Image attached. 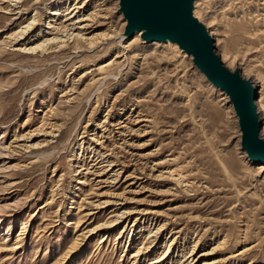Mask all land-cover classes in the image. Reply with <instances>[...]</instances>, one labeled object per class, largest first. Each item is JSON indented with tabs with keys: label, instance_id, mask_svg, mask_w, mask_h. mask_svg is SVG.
<instances>
[{
	"label": "rangeland",
	"instance_id": "obj_1",
	"mask_svg": "<svg viewBox=\"0 0 264 264\" xmlns=\"http://www.w3.org/2000/svg\"><path fill=\"white\" fill-rule=\"evenodd\" d=\"M195 1L223 64L257 86L264 139V0ZM78 14L111 36L14 49L75 34ZM123 27L117 0H0V264H264V164L227 97L177 45Z\"/></svg>",
	"mask_w": 264,
	"mask_h": 264
},
{
	"label": "water",
	"instance_id": "obj_2",
	"mask_svg": "<svg viewBox=\"0 0 264 264\" xmlns=\"http://www.w3.org/2000/svg\"><path fill=\"white\" fill-rule=\"evenodd\" d=\"M195 0H117V11L124 20L123 34L152 41L175 43L190 57L192 65L213 87L219 89L236 117L239 148L247 159L264 164V139L255 109L257 86L229 70L215 53L213 39L203 23L193 15Z\"/></svg>",
	"mask_w": 264,
	"mask_h": 264
},
{
	"label": "bare ground",
	"instance_id": "obj_3",
	"mask_svg": "<svg viewBox=\"0 0 264 264\" xmlns=\"http://www.w3.org/2000/svg\"><path fill=\"white\" fill-rule=\"evenodd\" d=\"M196 2V1H195ZM195 4V3H194ZM83 7V2L82 3H79V2H76V3H74V5H72V7H71V10L68 12V16H67V18H65L64 19V21L65 20H69V19H71L72 17H74L77 13H79V11L81 10V8ZM56 14H59V12L57 11V10H53L52 12H51V15H56ZM193 15H194V10H193ZM195 16V15H194ZM196 17V16H195ZM74 22H75V24H72V26H74L75 25V28L77 29V32L74 34L73 33V31H71V32H69V29H67L66 27H64V30H63V32H64V35H62L63 36V38L62 37H56V36H52V37H44L41 41H39L38 43H36L35 45H29V46H26V45H22V46H14V45H12V46H14V49H16V50H19V51H23V52H31L32 50H34V49H41V50H43V51H47V50H49V49H52V47H53V45L54 44H56V43H62V45H61V47L62 46H64V44L66 43V42H68V40L69 39H72V37H76L79 41H81V42H83V43H85L86 45H88V46H90V47H92V46H94L96 43H98L99 41H100V39L102 40L104 37H110L111 35H109V34H102V35H95V36H85L86 34H87V31L91 28V23L92 22H90V20H89V18L86 16H82V15H80L79 16V14L77 15V17L74 19ZM34 23V19H32V21L31 22H29L26 26H23V27H25L24 29H22V30H18L17 32H15V33H13V34H10V35H8V36H6V37H9V38H11L12 36H14V39L12 40V42H14V44H15V41H20V39H23L24 38V36L29 32V30L32 28V24ZM204 25V24H203ZM46 27H52L51 25H47ZM204 27L206 28V26L204 25ZM206 30H207V28H206ZM208 31V30H207ZM135 34H137L138 35V33H135ZM12 39V38H11ZM153 42V44H155V45H157V46H160V45H164V43H170V42H168V41H166V42H159V41H152ZM100 43V42H99ZM170 44H172V45H176L175 43H170ZM38 51V50H37ZM122 51V50H121ZM216 54L218 55V57L220 58V60L222 61L223 59H224V57H225V54H224V51L223 50H221V49H219L218 51L216 50ZM116 57L117 56H119V53L118 54H116L115 55ZM258 96V95H257ZM256 96V98H258ZM255 98V99H256ZM255 105H256V100H255ZM14 140V139H13ZM13 140H12V142H13ZM21 139H19V140H17V141H20ZM12 145V144H11ZM22 146H24V145H22ZM22 146H20V145H18V142H17V144H15V146H13V148H14V150H18V149H21V147ZM12 150V149H11ZM105 158V157H104ZM103 158V159H104ZM101 162H103V161H98V162H96L95 164H93V166L92 167H94L96 164H99V163H101ZM261 164V163H260ZM91 167V168H92ZM99 173V172H98ZM92 212H89V214H91ZM108 223V222H107ZM111 223H113V222H110V223H108V224H111ZM103 224V223H102ZM104 225H106V223L105 224H103V226ZM102 226V227H103ZM97 227V226H96ZM105 227V226H104ZM97 228H99V227H97ZM96 228V229H97ZM93 229V228H92ZM91 229V230H92ZM159 229V228H158ZM91 232V231H90ZM88 235V234H87ZM17 247H19V246H15L14 248L16 249ZM214 248H212V250H213ZM14 250V249H13ZM138 252L139 251H137V252H135V253H133L132 254V256L131 257H133V258H135V257H137V255H138ZM209 253H211L210 251L209 252H206L205 254H209ZM204 254V253H203ZM191 255V254H190ZM191 256H193V255H191ZM166 257V253L165 252H163L162 254H161V256H160V258L159 259H157L156 261H154V262H159V261H162L163 259H166L165 258ZM194 260V258H191V260H190V262L191 261H193ZM152 263V262H151ZM213 263H217L216 262V260L215 261H208V260H204L203 262H201L200 264H213ZM180 264V263H179ZM181 264H185V263H181Z\"/></svg>",
	"mask_w": 264,
	"mask_h": 264
}]
</instances>
